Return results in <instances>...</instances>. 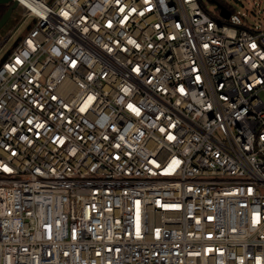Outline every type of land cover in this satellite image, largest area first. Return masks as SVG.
I'll return each mask as SVG.
<instances>
[{"label":"built area","instance_id":"obj_1","mask_svg":"<svg viewBox=\"0 0 264 264\" xmlns=\"http://www.w3.org/2000/svg\"><path fill=\"white\" fill-rule=\"evenodd\" d=\"M15 1L0 264H264V27L199 0Z\"/></svg>","mask_w":264,"mask_h":264},{"label":"rangeland","instance_id":"obj_2","mask_svg":"<svg viewBox=\"0 0 264 264\" xmlns=\"http://www.w3.org/2000/svg\"><path fill=\"white\" fill-rule=\"evenodd\" d=\"M205 7L214 11L217 8L215 2L211 0H202ZM231 10L237 11L242 21L248 26L261 24L264 27V0H221ZM0 4L12 5L11 0H0ZM22 8L19 5L12 7L8 19L0 27V62L4 55L19 39L27 25L30 23V18L23 23L21 14Z\"/></svg>","mask_w":264,"mask_h":264},{"label":"water","instance_id":"obj_3","mask_svg":"<svg viewBox=\"0 0 264 264\" xmlns=\"http://www.w3.org/2000/svg\"><path fill=\"white\" fill-rule=\"evenodd\" d=\"M12 1V5L9 6L7 8V10L5 11V13L3 14V16L0 19V27L5 23V21L8 19L10 11L12 9L13 6L17 5V2L15 0H11ZM215 4L217 5V7H219L220 9V14L227 18L230 14V10L227 9L226 7H224L222 4H220L219 2H215Z\"/></svg>","mask_w":264,"mask_h":264},{"label":"trees","instance_id":"obj_4","mask_svg":"<svg viewBox=\"0 0 264 264\" xmlns=\"http://www.w3.org/2000/svg\"><path fill=\"white\" fill-rule=\"evenodd\" d=\"M211 1H213V2H219L220 4H222V2H221V0H211ZM199 2H200V4H201V6L205 9V10H208L206 7H205V5H204V3L202 2V0H199ZM224 5V4H223ZM225 6V5H224ZM226 7V6H225ZM7 8H8V5H6V4H0V19H1V17L3 16V14L5 13V11L7 10ZM228 8V7H227ZM231 10V9H230ZM231 11H233V10H231Z\"/></svg>","mask_w":264,"mask_h":264}]
</instances>
